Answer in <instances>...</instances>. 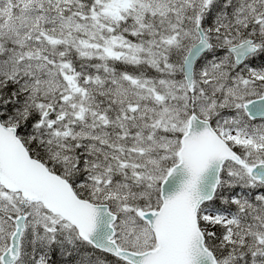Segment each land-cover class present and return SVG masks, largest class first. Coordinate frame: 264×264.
I'll return each instance as SVG.
<instances>
[{
  "label": "snow or ice",
  "instance_id": "obj_1",
  "mask_svg": "<svg viewBox=\"0 0 264 264\" xmlns=\"http://www.w3.org/2000/svg\"><path fill=\"white\" fill-rule=\"evenodd\" d=\"M0 264H264V0H0Z\"/></svg>",
  "mask_w": 264,
  "mask_h": 264
}]
</instances>
